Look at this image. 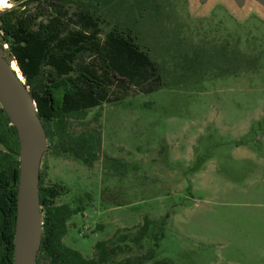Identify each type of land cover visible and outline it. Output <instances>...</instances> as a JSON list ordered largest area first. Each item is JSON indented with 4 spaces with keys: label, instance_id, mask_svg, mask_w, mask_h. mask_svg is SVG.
I'll use <instances>...</instances> for the list:
<instances>
[{
    "label": "rangeland",
    "instance_id": "obj_1",
    "mask_svg": "<svg viewBox=\"0 0 264 264\" xmlns=\"http://www.w3.org/2000/svg\"><path fill=\"white\" fill-rule=\"evenodd\" d=\"M23 1L7 0L4 8ZM44 6L28 4L31 12ZM66 7L67 17L82 8L99 15L102 39L112 28L132 33L158 64L162 86L150 93L113 86L119 100L70 119L74 134L102 132L92 166L48 147L44 185L62 187L59 203L83 207L65 242L91 257L95 243L115 231L134 234L148 215L156 232L169 214L165 235L152 240L158 258L264 264V9L249 1L240 10L231 0H212L205 10L196 0H75Z\"/></svg>",
    "mask_w": 264,
    "mask_h": 264
},
{
    "label": "trees",
    "instance_id": "obj_2",
    "mask_svg": "<svg viewBox=\"0 0 264 264\" xmlns=\"http://www.w3.org/2000/svg\"><path fill=\"white\" fill-rule=\"evenodd\" d=\"M44 4L31 12L28 4ZM75 0H24L18 8L0 13V41L16 61L26 84L30 86L38 113L43 121L48 147L92 166L103 150L100 129L82 134L70 131V119L87 109L120 99L111 96V88L128 90L138 86L147 93L162 86L158 64L136 42L130 32L112 28L104 39L99 15L82 8L76 18L69 16L67 3ZM55 9L56 14L50 9ZM47 16V20H39ZM67 17L65 20L64 18ZM74 24L75 27H71ZM7 49V48H6ZM91 56L89 61L79 58ZM84 59V58H83ZM49 65L45 71L44 66ZM46 80V81H45ZM0 264L14 260V233L20 175L17 129L0 105ZM117 161V160H116ZM41 172L40 198L43 212V238L38 261L43 264H173L157 257L158 240L165 235L169 214L157 222L148 215L134 234L115 231L111 238L94 245V255L85 256L64 240L69 221L83 210L80 205L59 203V184L44 185ZM151 241L149 247L146 242Z\"/></svg>",
    "mask_w": 264,
    "mask_h": 264
},
{
    "label": "water",
    "instance_id": "obj_3",
    "mask_svg": "<svg viewBox=\"0 0 264 264\" xmlns=\"http://www.w3.org/2000/svg\"><path fill=\"white\" fill-rule=\"evenodd\" d=\"M211 1L196 0L198 9L205 10ZM231 1L240 10L249 1H254L264 9V0ZM5 9L0 7V13ZM6 47L0 42V105L17 129L20 146L14 260L10 264H43V261H38L44 224L40 179L48 137L37 103L12 60L7 58Z\"/></svg>",
    "mask_w": 264,
    "mask_h": 264
},
{
    "label": "bare ground",
    "instance_id": "obj_4",
    "mask_svg": "<svg viewBox=\"0 0 264 264\" xmlns=\"http://www.w3.org/2000/svg\"><path fill=\"white\" fill-rule=\"evenodd\" d=\"M4 6H8L7 0H5V2L2 5H0V7H4ZM12 63H13V66L19 71V74L21 75V77L23 78V75H22L20 69L18 68L17 63L13 60H12Z\"/></svg>",
    "mask_w": 264,
    "mask_h": 264
},
{
    "label": "clouds",
    "instance_id": "obj_5",
    "mask_svg": "<svg viewBox=\"0 0 264 264\" xmlns=\"http://www.w3.org/2000/svg\"><path fill=\"white\" fill-rule=\"evenodd\" d=\"M5 2V0H0V5H2Z\"/></svg>",
    "mask_w": 264,
    "mask_h": 264
}]
</instances>
